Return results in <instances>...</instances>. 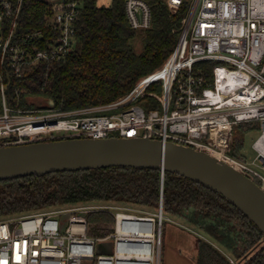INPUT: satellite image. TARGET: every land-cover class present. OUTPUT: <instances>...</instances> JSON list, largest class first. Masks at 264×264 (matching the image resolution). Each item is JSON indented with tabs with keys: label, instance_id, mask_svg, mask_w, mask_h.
I'll return each mask as SVG.
<instances>
[{
	"label": "built area",
	"instance_id": "built-area-1",
	"mask_svg": "<svg viewBox=\"0 0 264 264\" xmlns=\"http://www.w3.org/2000/svg\"><path fill=\"white\" fill-rule=\"evenodd\" d=\"M23 1L0 0V144L148 136L204 150L264 188V0H165L171 10L186 5L168 57L119 98L75 109H61L50 98L43 108L7 102L5 74L21 76L28 66L59 61L73 48L83 2L46 0L42 27L24 30ZM124 10L132 28L151 24L148 0H124ZM207 62L208 69L202 66ZM154 84L159 91L149 89ZM143 95L160 106L144 108L137 102ZM242 124L259 131L251 160L241 153ZM96 208L114 209L112 229L98 237L87 233L86 221ZM78 209L84 213L72 208L66 216L45 210L0 219V264H161V202L154 211L106 204ZM98 243H105L102 249Z\"/></svg>",
	"mask_w": 264,
	"mask_h": 264
},
{
	"label": "trees",
	"instance_id": "trees-1",
	"mask_svg": "<svg viewBox=\"0 0 264 264\" xmlns=\"http://www.w3.org/2000/svg\"><path fill=\"white\" fill-rule=\"evenodd\" d=\"M148 1L151 24L134 29L126 17L124 0H111L107 6L83 0L75 21L74 46L63 59L30 65L21 76L5 74L8 104L32 108L34 104L27 98L42 96L51 98L61 109H75L124 95L171 53L186 12V5L171 10L165 0ZM46 7V0H24L21 27H42ZM211 65L202 63L207 69ZM149 89L159 91L157 84ZM137 102L146 109L160 106L148 95ZM57 138L66 137L42 140ZM96 202H128L148 209H157L161 202L163 212L183 218L220 245L196 237L194 264H232L229 257L241 258L248 251L251 253L245 264H264V234L257 225L220 193L178 173L166 170L162 175L155 167L108 166L0 180V219L63 204ZM113 219V211L108 208L89 210L87 233L94 237L106 234L112 229Z\"/></svg>",
	"mask_w": 264,
	"mask_h": 264
},
{
	"label": "water",
	"instance_id": "water-1",
	"mask_svg": "<svg viewBox=\"0 0 264 264\" xmlns=\"http://www.w3.org/2000/svg\"><path fill=\"white\" fill-rule=\"evenodd\" d=\"M108 166L155 167L214 190L264 234V188L204 150L148 136L66 137L0 144V180L60 170ZM105 243H98L102 249Z\"/></svg>",
	"mask_w": 264,
	"mask_h": 264
},
{
	"label": "rangeland",
	"instance_id": "rangeland-1",
	"mask_svg": "<svg viewBox=\"0 0 264 264\" xmlns=\"http://www.w3.org/2000/svg\"><path fill=\"white\" fill-rule=\"evenodd\" d=\"M97 4L99 5H109L111 0H96ZM136 47L137 49L140 48V40L139 37H136L135 39ZM28 101L34 104V107H46L48 105L47 97L42 96H29ZM51 99V98H50ZM52 100V99H51ZM252 126V125H251ZM247 124H242L241 127L238 130V136L240 140H243L242 145V151L241 153L245 155V157L248 160H251L255 152L252 147V143L254 139L258 135V130H252V131H246L248 127H251ZM62 134L60 131L58 133H46L40 135V137L45 136H57ZM26 138V137H25ZM100 204H106V205H114L123 207L130 210H145V211H154V208L148 209L147 207H144L142 205L134 204V203H128V202H106V203H93L90 205H100ZM85 205L89 204H83V203H75V204H63L58 205L46 210H56L59 212H63V214L67 215V209H76L78 213H84L82 210L78 209V207H83ZM97 209V208H96ZM110 210H114L113 208H109ZM170 227H173L175 229H182L185 231V237L186 239L182 241L181 238L173 237L171 236ZM163 232H162V254H161V264H194V256L196 254V237H201L204 239H207L214 244L220 246L209 234H207L204 231H201L197 229L192 224L186 222L183 218L175 215H171L168 213L163 212ZM222 250L225 253H230L226 249L222 248ZM251 253L250 251L247 252L245 256H242L241 258L235 259L234 257H231L234 259L236 264H245V261L248 257V255Z\"/></svg>",
	"mask_w": 264,
	"mask_h": 264
},
{
	"label": "crops",
	"instance_id": "crops-1",
	"mask_svg": "<svg viewBox=\"0 0 264 264\" xmlns=\"http://www.w3.org/2000/svg\"><path fill=\"white\" fill-rule=\"evenodd\" d=\"M171 231V236L181 238L182 241L186 239L185 231L182 229H175L173 227L168 228Z\"/></svg>",
	"mask_w": 264,
	"mask_h": 264
}]
</instances>
